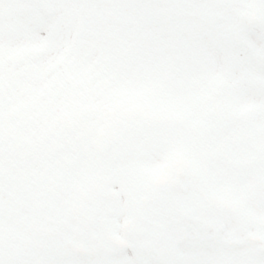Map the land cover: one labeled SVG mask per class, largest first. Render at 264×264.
I'll list each match as a JSON object with an SVG mask.
<instances>
[{
	"label": "snow or ice",
	"instance_id": "snow-or-ice-1",
	"mask_svg": "<svg viewBox=\"0 0 264 264\" xmlns=\"http://www.w3.org/2000/svg\"><path fill=\"white\" fill-rule=\"evenodd\" d=\"M0 264H264V0H0Z\"/></svg>",
	"mask_w": 264,
	"mask_h": 264
}]
</instances>
